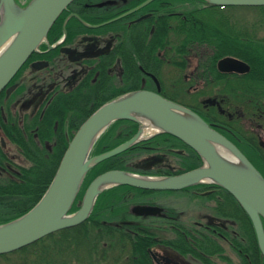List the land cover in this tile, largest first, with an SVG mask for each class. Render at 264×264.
I'll use <instances>...</instances> for the list:
<instances>
[{"label": "flooded vegetation", "instance_id": "flooded-vegetation-1", "mask_svg": "<svg viewBox=\"0 0 264 264\" xmlns=\"http://www.w3.org/2000/svg\"><path fill=\"white\" fill-rule=\"evenodd\" d=\"M143 1L73 0L62 12L55 28L1 92L0 179L14 165L27 162L11 137L32 133L40 144L39 122L44 112H62V121L69 125L67 112L95 110L99 103L135 87L156 90L158 86L151 74L158 80L162 95L179 96L174 92L180 89L190 94L194 100L186 99V104L232 142L264 177V71L257 63L233 54L216 59L213 55L202 68L197 55H192L188 68L175 66L168 81L161 76L167 74L164 66L169 62L165 56L158 60L157 74L146 70V17L151 11H146L145 5L123 15ZM239 41L247 43L244 38ZM164 52L165 48L158 53ZM224 57L236 58L248 69L221 70L218 63ZM164 83L169 84L170 91L165 90ZM73 115L71 119H77ZM34 119L38 125L32 124ZM123 123L115 131L129 139L137 129L130 135L129 124ZM158 135H146L145 140L121 152L139 149L132 154L140 159L136 172L171 175L202 164L201 159L195 161L199 155L192 148L175 142L154 144L153 138ZM45 143L51 146L47 140ZM13 149L15 152L11 153ZM194 162L196 166L190 168ZM105 191L104 202L111 201L113 216L99 221L114 228L109 235L122 241H113L105 251L93 255L96 264H231L229 232L231 222H239L231 203L239 204L221 186L204 183L156 191L117 185ZM167 194L184 195L189 209L198 208L195 216L155 199ZM191 200L198 202V207H193ZM97 234L104 236L107 231ZM208 237L214 238L215 244Z\"/></svg>", "mask_w": 264, "mask_h": 264}, {"label": "water", "instance_id": "water-1", "mask_svg": "<svg viewBox=\"0 0 264 264\" xmlns=\"http://www.w3.org/2000/svg\"><path fill=\"white\" fill-rule=\"evenodd\" d=\"M73 0H31L20 7L15 0H0V92L7 86L28 57L38 49L51 26ZM153 0H145L123 15L130 14ZM215 6H264V0H203ZM121 17V16H119ZM221 70L238 71L246 63L224 57ZM157 89H139L122 94L96 108L78 127L70 139L58 167L40 199L21 216L0 224V254L9 253L41 238L83 223L94 201L103 190L128 185L146 190H180L197 184H217L228 191L249 216L257 245L264 259V177L227 138L210 126L191 108L176 103ZM7 91H10L8 89ZM141 123L137 132L116 147L91 156V149L116 120ZM158 133H168L198 153L202 164L173 175H141L121 169H109L95 176L88 184L79 207L70 213L73 202L87 172L101 161L126 150L145 139L144 121ZM228 151L225 157L219 149ZM148 212L149 209H146Z\"/></svg>", "mask_w": 264, "mask_h": 264}, {"label": "trees", "instance_id": "trees-1", "mask_svg": "<svg viewBox=\"0 0 264 264\" xmlns=\"http://www.w3.org/2000/svg\"><path fill=\"white\" fill-rule=\"evenodd\" d=\"M233 7L238 6H227L224 8ZM253 8L259 10L260 20L258 24L264 30V6H253ZM222 9V7L208 4L203 0H153L146 5V11H151V14L146 17V56L149 60H146V70L157 74L158 60L162 59V56L167 58L166 60L169 62L167 64L171 63L184 70L188 68V58L192 55H197L195 56L197 58L196 61L202 68L213 55L214 59H216L217 56L233 54L253 64L257 63L260 69L264 71V36L257 38L251 36L249 31L246 34L243 33L244 35L232 32L233 29L230 25L232 21L224 14ZM56 22H58V19ZM56 22L50 30L55 28ZM242 38L247 39V43H240L239 40ZM255 39L262 41V51L252 44L256 42ZM232 40H238V42ZM239 47L245 49V51L240 50ZM164 48V53H158ZM154 59L156 61H153ZM135 89H140V87H135ZM165 96L172 100H177L176 102L178 103L186 104L177 95L167 94ZM176 97H179V100ZM100 104L102 103L98 105ZM186 105L192 108V106ZM92 111H76L75 117L77 119H71L69 114V125L62 121V112H44L42 115L43 119L39 122V126H42V133L40 132L41 134L39 135L40 144L33 139L32 133H29L26 137L20 135V138H18V133H16L15 137H11L27 162L26 164L14 165L9 174L0 179V224L21 216L40 199L56 171L69 138L73 135L70 129H77ZM123 122L129 124L130 135L137 129V123L132 120H118L112 123L93 145L91 155L111 149L128 139V136L124 137L121 133H116L115 131L116 126L121 123L124 124ZM33 123L38 125L36 119L32 121ZM66 130H69V137L65 134ZM44 140H47L51 146L47 147L46 143L44 144ZM153 140L154 144H159L161 141L175 142L176 145L181 144L188 147L182 141L167 133H161L154 137ZM188 149L192 150L190 147ZM138 150V148L130 149V153L115 155L90 169L84 178L70 211L77 210L78 203L82 199L88 183L99 173L109 169L126 171L138 169L140 159L132 155ZM199 160L200 158L196 157L195 161ZM196 164L194 162L190 168L195 167ZM107 191L97 196L89 217L83 223L49 234L31 244L34 245L43 239H49L45 245H42L40 250L43 264H68L66 254L69 242L76 249L81 245L88 246L94 256L100 251H105L106 246L113 241L117 244L121 243V239H113L114 235L110 236L108 233L115 231V229L99 221L100 218L113 216L112 211H110L111 201L104 202L106 201ZM230 196L229 194V198L233 199ZM108 198H110V195ZM231 205V210L233 212L235 210L236 214L239 215V222H231L232 227L229 232L230 246L232 247L230 248L236 252L239 259L234 264H264L249 216L235 202H232ZM240 209L242 210L241 214ZM105 231H107V234L104 236L97 234V232L105 233ZM209 242L215 244V239L209 238ZM52 248L58 252L61 259H52ZM231 264L233 263L231 262Z\"/></svg>", "mask_w": 264, "mask_h": 264}, {"label": "rangeland", "instance_id": "rangeland-1", "mask_svg": "<svg viewBox=\"0 0 264 264\" xmlns=\"http://www.w3.org/2000/svg\"><path fill=\"white\" fill-rule=\"evenodd\" d=\"M31 0H15L16 4L20 7H25ZM224 14L231 19L232 23H230L232 27V32L244 35L249 31V34L251 36L262 38L264 36V30L260 28V24H258L260 18H259V10L256 8L248 7V6H238L233 8H223L222 9ZM244 33V34H243ZM256 42L252 43L256 46V48L260 51H262L263 43L262 41H258V39H255ZM234 42H238V40H232ZM164 70L167 74H162V78L165 77V79L168 81V74L174 75L175 72V66H173L171 63L166 64L164 66ZM169 72V73H168ZM165 84V83H164ZM169 84H165V90H169ZM174 93H178L179 96H181L179 99H182L184 101L187 100H194L190 94H185L182 89L175 91ZM3 93H0V96ZM188 102V101H187ZM76 111L69 112L71 116ZM74 117V115H73ZM72 117V118H73ZM71 133H75L76 129L72 128L70 129ZM67 135H69V130H67ZM69 137V136H68ZM14 153L15 150L13 149L11 153ZM174 159V158H172ZM5 177V175H4ZM3 178V177H2ZM155 199L160 200V202H165L167 207H177L180 210L189 213L190 217H194L197 213V209H189L188 208V201L186 200L184 195L181 194H167L162 195L160 197H155ZM195 200H191V205L193 207H198L199 203H193ZM201 209L198 210V212ZM195 219V218H193ZM56 236V235H55ZM49 239H43L42 241L27 246L22 249H18L9 253H5L0 255V264H43L42 262V254L40 252L42 245H45ZM231 247V246H230ZM232 248V247H231ZM228 251L230 255L232 256V263L238 262V256L235 251H232V249ZM51 257L52 259H61V256L58 254V252L55 249H51ZM66 260L68 264H96L93 258L92 252L89 250L88 246L81 245L78 247V249L75 248V246L69 242L68 243V251L66 254Z\"/></svg>", "mask_w": 264, "mask_h": 264}, {"label": "bare ground", "instance_id": "bare-ground-1", "mask_svg": "<svg viewBox=\"0 0 264 264\" xmlns=\"http://www.w3.org/2000/svg\"><path fill=\"white\" fill-rule=\"evenodd\" d=\"M143 121H144V125L146 124V126L143 127V129H142V131H143L142 137H144V136H146V135H148V134H150L156 130V128L151 123H149L147 120H143ZM219 151L225 157L230 158L228 151H226L225 149L220 148Z\"/></svg>", "mask_w": 264, "mask_h": 264}]
</instances>
